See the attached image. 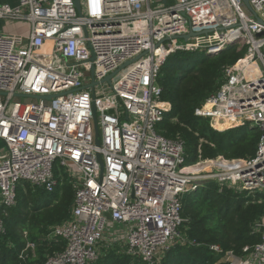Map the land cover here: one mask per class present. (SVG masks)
Masks as SVG:
<instances>
[{"label": "built area", "instance_id": "obj_1", "mask_svg": "<svg viewBox=\"0 0 264 264\" xmlns=\"http://www.w3.org/2000/svg\"><path fill=\"white\" fill-rule=\"evenodd\" d=\"M248 4L251 10L242 0H79V11L75 0L0 4V21L30 26L22 46L0 30V211L16 205L24 183L52 193L66 175L74 191L69 218L47 236L64 249L43 264H94L99 246L114 243L145 264H161L176 245H195L181 230L184 195L207 182L220 192L264 194V0ZM191 31L208 33L176 39ZM234 44L245 47L242 60L194 114L220 132L256 128L255 154L186 164L183 140L158 131L166 109L162 69L177 52L214 57ZM253 231L261 241L242 256L218 245L209 250L218 263L264 264V218ZM28 249L34 245L20 258Z\"/></svg>", "mask_w": 264, "mask_h": 264}, {"label": "trees", "instance_id": "obj_2", "mask_svg": "<svg viewBox=\"0 0 264 264\" xmlns=\"http://www.w3.org/2000/svg\"><path fill=\"white\" fill-rule=\"evenodd\" d=\"M245 47L234 44L214 57L204 53L177 52L165 62L159 84L166 106L159 133L167 139L181 138L186 162L245 160L255 154L260 133L245 125L216 131L208 120L195 116L203 101L218 89L224 72L239 63ZM74 201V191L66 175L52 193L19 185L16 205L0 211L4 232L0 234V264H43L47 256L64 249L61 240L48 241L49 229L67 220ZM182 233L195 245H176L161 264H223L209 250L218 245L224 252L243 255L261 241L254 224L264 218V194L247 197L230 190L218 191L217 184L207 182L194 193L182 197ZM27 244L34 245L23 253ZM94 264H145L140 258L109 248L100 250Z\"/></svg>", "mask_w": 264, "mask_h": 264}, {"label": "water", "instance_id": "obj_3", "mask_svg": "<svg viewBox=\"0 0 264 264\" xmlns=\"http://www.w3.org/2000/svg\"><path fill=\"white\" fill-rule=\"evenodd\" d=\"M243 3L250 9V6L248 4V0H242ZM75 6H76V9L79 11V0H75ZM251 10V9H250ZM259 23H262L261 20H257ZM219 30H224V28H219ZM208 32L207 31H202V32H190L189 34L187 35H183L181 37H177L176 39H181L183 41H187L189 38L191 37H197V36H200V35H206ZM93 58V57H92ZM131 62L129 63H126L125 65H123L120 69H123L124 67H126L127 65H129ZM119 69V70H120ZM115 75V74H114ZM113 75H110L108 76L107 78H105L104 82L106 83H110V79ZM96 83L93 82L91 84H89L88 86H86L84 89L86 88H90V89H93L95 87ZM4 94H0V96H2ZM16 97H19V98H26V99H34V100H45V101H48L50 100L52 97L51 96H44V97H40V96H27V95H21V94H17ZM93 126H94V137H95V145L96 146H99L100 144V141H99V132H98V127H97V120H96V116H95V113H94V108H93ZM98 161H100L99 157H98Z\"/></svg>", "mask_w": 264, "mask_h": 264}, {"label": "rangeland", "instance_id": "obj_4", "mask_svg": "<svg viewBox=\"0 0 264 264\" xmlns=\"http://www.w3.org/2000/svg\"><path fill=\"white\" fill-rule=\"evenodd\" d=\"M22 23H24V25H27V26H29V24L28 23H26V22H22ZM5 26H3V28H2V30L5 32V33H7V31H8V33H12L11 35H9V37L11 38V39H13V40H16V42H17V44L18 43H21L22 45L24 44V37H22V36H24V31L23 30H21V28L20 27H18V25H16L15 26V24H21V23H19L18 21H14V22H5ZM16 29H17V33H18V35H17V33L16 34H13L15 31H16ZM29 29H30V26H29ZM22 31V32H21ZM14 35H17V36H14ZM215 41V38H212L211 40H210V42H214ZM0 99L3 101L4 100V97H0ZM2 146V143H1V141H0V147ZM2 152H0V154H1ZM186 164H188V163H186ZM235 194H237V193H235ZM111 230V227L109 226L108 227V229H107V232L109 233V231ZM111 245H113V246H110V245H107V244H105V245H100L99 246V249L100 250H102V249H109V248H113V249H116V250H119V251H121V249H123V246H119V244H116V243H114V244H111Z\"/></svg>", "mask_w": 264, "mask_h": 264}, {"label": "crops", "instance_id": "obj_5", "mask_svg": "<svg viewBox=\"0 0 264 264\" xmlns=\"http://www.w3.org/2000/svg\"><path fill=\"white\" fill-rule=\"evenodd\" d=\"M0 4H2V5H9V6H16L17 5V0H0ZM19 23H21V24H15V26L16 25H18V27H20L21 28V30H23L24 31V36H22V37H24V44L26 43V41H27V38L29 37V26H27V25H24V23H22V22H20V21H18ZM6 24H5V22H2V21H0V30H1V32L5 35V36H9V35H11L12 33H8V31H7V33H5L3 30H2V28H3V26H5ZM18 31H17V29H16V31L13 33V34H16ZM22 32V31H21ZM17 35H18V33H17ZM17 35H14V36H17ZM23 44V45H24ZM18 45L19 46H22V44L21 43H18ZM0 152H2L1 154H0V156L1 155H3L4 153H5V150H4V146H3V144H2V146L0 147Z\"/></svg>", "mask_w": 264, "mask_h": 264}]
</instances>
